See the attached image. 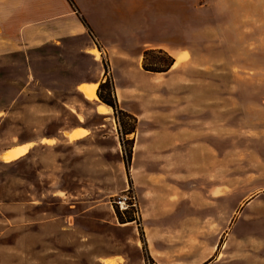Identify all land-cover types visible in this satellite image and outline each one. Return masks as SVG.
Returning <instances> with one entry per match:
<instances>
[{"label": "rangeland", "instance_id": "obj_1", "mask_svg": "<svg viewBox=\"0 0 264 264\" xmlns=\"http://www.w3.org/2000/svg\"><path fill=\"white\" fill-rule=\"evenodd\" d=\"M13 1L0 0V156L28 151L0 158V264H148L146 235L164 264H264V0H40L36 15ZM121 12L122 41L182 45H104L96 29ZM147 50L173 67L144 72ZM92 83L130 121L98 114L77 91ZM118 122L134 127L128 164Z\"/></svg>", "mask_w": 264, "mask_h": 264}, {"label": "crops", "instance_id": "obj_2", "mask_svg": "<svg viewBox=\"0 0 264 264\" xmlns=\"http://www.w3.org/2000/svg\"><path fill=\"white\" fill-rule=\"evenodd\" d=\"M39 1L40 0H38V1H36V0H23V1L22 0H15L16 3L11 4V6L9 7L10 12L11 13H17V14H22L25 12V13H30L31 15H36L35 14L36 9H40ZM10 2H14V1L10 0ZM49 5L51 7V4H49ZM116 16H118V17L115 18ZM111 19L115 20V22L113 23V28L110 27ZM128 20H130V19L124 18V12H121L119 14L117 13L114 16H110V15L104 16L103 22L105 24V28H103V29L97 28L96 29L97 37L101 40H105L106 42L104 45H107V46H130V47H132V46H143L146 48H162L164 46L182 45V44L173 43V42H164V41L160 40L159 38L158 39H152V40L147 39L146 42H141V43L133 42V40H131V39H126V40L122 41V39L119 38L122 35H125V36L127 35L126 38H129L130 36L134 38V36L125 33L126 32V30H125L126 25L129 23ZM260 20L262 21V19H260ZM38 22L39 21L32 20V24H35ZM87 23H88V25L90 23V25L92 26L91 22H87ZM112 36L114 38H112ZM80 85L81 84H79L77 86V89ZM78 128H81V127H78ZM82 129H84V128H82ZM84 130H86V129H84ZM144 242H145V246H144L145 251L150 256V258L153 260L154 264H164L163 260L161 259V249L160 248L162 246L160 245V240L158 238V235H151V236L146 235ZM103 260L104 261H114L115 264H119L118 257H116V256L104 257Z\"/></svg>", "mask_w": 264, "mask_h": 264}, {"label": "trees", "instance_id": "obj_3", "mask_svg": "<svg viewBox=\"0 0 264 264\" xmlns=\"http://www.w3.org/2000/svg\"><path fill=\"white\" fill-rule=\"evenodd\" d=\"M68 2V4L72 7V9H74V6H73V3H72V0H66ZM82 25L88 29V26L87 24L85 23V21L83 19H80ZM154 52L153 50H147V51H144L143 52V64H142V69L144 72H148V73H165L167 72L168 70L171 69V67L173 66L174 64V60L168 56L165 52L159 50L157 51L158 54L162 55L163 56V64L161 66H156V64H151V63H148L147 62V57L150 53ZM108 86V83L105 82V83H102L99 85V88L98 90H102L103 88L107 87ZM97 97L98 99L103 103L105 104L106 106L110 107L114 113H119L120 116H123L125 118H127L129 121H130V117L124 113L123 111L121 110H118L119 108L117 107V103L115 100H112V101H107L105 100L99 93L97 94ZM133 120V118H132ZM123 126V125H122ZM122 126L121 124L118 122V132H119V139H120V143L124 144V142L128 143L129 145V149L127 151V154H126V164H128V162L130 161V158H131V140H125L124 141V138L125 136H128V135H131L132 133H134V127H129V128H124V130H122ZM124 127V126H123ZM120 128H121V132H120ZM131 208H129L128 210L126 211H129ZM131 211V210H130ZM127 213V212H126ZM133 214V213H132ZM131 214V215H132ZM119 220H121L119 218ZM135 221L133 219L132 216H129L128 217V220H126V222H133ZM121 223H124V222H121ZM142 243L144 244L145 242L142 241ZM145 245V244H144ZM145 257L148 261V264H154L153 260L150 258V256L147 254V252L145 251Z\"/></svg>", "mask_w": 264, "mask_h": 264}, {"label": "bare ground", "instance_id": "obj_4", "mask_svg": "<svg viewBox=\"0 0 264 264\" xmlns=\"http://www.w3.org/2000/svg\"><path fill=\"white\" fill-rule=\"evenodd\" d=\"M91 54L96 57V60L98 59L97 52L92 51ZM97 86H98V83H92L90 85L81 84L77 90L80 94L83 95V97L87 101L99 102L98 97L96 95ZM96 110L98 114L105 115L109 113L110 108L99 102V104L96 107ZM66 136L69 138L71 142L81 140L85 136V131L81 128H76L70 131L69 133H67ZM51 140L52 139H43L42 141L44 143H48V142H51ZM27 149H28L27 144L18 145V146H15L11 149H7L6 151H4L1 154L0 158L4 163L16 162L26 155L28 151ZM102 263L103 264H115L114 261H104V260H102Z\"/></svg>", "mask_w": 264, "mask_h": 264}, {"label": "built area", "instance_id": "obj_5", "mask_svg": "<svg viewBox=\"0 0 264 264\" xmlns=\"http://www.w3.org/2000/svg\"><path fill=\"white\" fill-rule=\"evenodd\" d=\"M127 201H128V200L125 199V200H123L122 202L119 201L118 203L125 204V205H126V209H125V210H127V209H129L130 207H133V206H134L132 203H128ZM125 210H124V211H125Z\"/></svg>", "mask_w": 264, "mask_h": 264}]
</instances>
